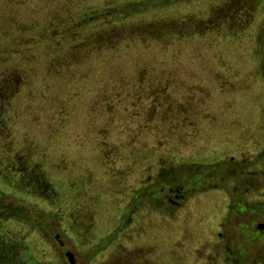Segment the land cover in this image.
Instances as JSON below:
<instances>
[{"label":"rangeland","instance_id":"obj_1","mask_svg":"<svg viewBox=\"0 0 264 264\" xmlns=\"http://www.w3.org/2000/svg\"><path fill=\"white\" fill-rule=\"evenodd\" d=\"M0 86L20 264H67L56 234L78 264H227L219 232L263 257L236 170L264 169V0H0Z\"/></svg>","mask_w":264,"mask_h":264},{"label":"flooded vegetation","instance_id":"obj_2","mask_svg":"<svg viewBox=\"0 0 264 264\" xmlns=\"http://www.w3.org/2000/svg\"><path fill=\"white\" fill-rule=\"evenodd\" d=\"M240 171V173L245 174V179H249L247 181L249 187H253V190H258L259 184L264 183V169L260 171H254L250 169H246L245 166L243 168H240V170H236V172ZM239 174V173H238ZM246 190V189H245ZM4 194V193H3ZM3 195H0V221L2 219H10L13 217L11 216L10 211L17 210V207H14L11 203L9 204L7 201H5L2 197ZM183 195L180 194V190H177L176 195L174 197L165 195L163 202L166 204V207L175 206L180 204L179 198H181ZM253 196H257L254 194L247 195L246 192H241L239 194L238 204L237 206H241V208L236 209V213L238 217L244 218L245 221L244 224H246V232L249 233L248 240H261V238L264 236V210L259 207V210L251 209L250 212L245 213L249 207V202L253 198ZM15 212L18 217L21 219V213ZM15 215V214H14ZM253 217V222L249 223V218ZM24 220V218H23ZM29 226H33L28 222ZM237 227V226H236ZM235 226L233 228H236ZM240 228V226H238ZM228 228V227H225ZM250 228H252V231H249ZM1 233V228H0ZM219 236L222 238L223 243L219 244V248L223 251V260L227 264H251L250 260L251 258H248L246 256V251L243 248L234 247L236 245L237 239L234 235L225 234L223 232L218 233ZM55 240L57 243V248L62 251V255L66 256V251L69 250V248L66 246L65 242L60 239V235H55ZM217 246V247H218ZM20 251L21 246L13 245L10 247L7 246V244H3L0 237V264H20L19 260L20 258ZM76 257V255H75ZM67 259V256H66ZM250 260V261H249ZM77 261V257H76ZM257 264H264V255L263 257H259L256 259ZM67 264H69L67 259ZM78 264V262H77ZM256 264V263H255Z\"/></svg>","mask_w":264,"mask_h":264},{"label":"water","instance_id":"obj_3","mask_svg":"<svg viewBox=\"0 0 264 264\" xmlns=\"http://www.w3.org/2000/svg\"><path fill=\"white\" fill-rule=\"evenodd\" d=\"M262 227H264V225H262ZM66 256H67L69 264H77L76 257L73 251L67 250Z\"/></svg>","mask_w":264,"mask_h":264},{"label":"trees","instance_id":"obj_4","mask_svg":"<svg viewBox=\"0 0 264 264\" xmlns=\"http://www.w3.org/2000/svg\"><path fill=\"white\" fill-rule=\"evenodd\" d=\"M1 87V86H0ZM0 93H1V91H0ZM2 101V98H1V96H0V102ZM5 176H6V174H5ZM192 185H195L196 183L195 182H193V183H191ZM197 185V184H196Z\"/></svg>","mask_w":264,"mask_h":264}]
</instances>
